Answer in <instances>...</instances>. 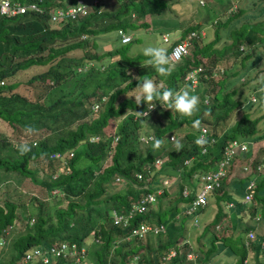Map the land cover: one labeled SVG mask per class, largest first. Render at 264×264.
Segmentation results:
<instances>
[{
    "label": "trees",
    "instance_id": "trees-1",
    "mask_svg": "<svg viewBox=\"0 0 264 264\" xmlns=\"http://www.w3.org/2000/svg\"><path fill=\"white\" fill-rule=\"evenodd\" d=\"M82 1L87 6V16L82 18L80 15L75 20L66 16L53 25L50 24L49 10L58 4L51 0L42 3L46 6L45 13L29 11L20 16L0 15V78L7 80L0 85V96L11 100L8 108L0 107V118L13 127L17 123L34 127L38 122L53 121L81 108L88 114V118L79 121L66 135L57 137L54 143L40 138L26 155H20L16 149L15 157H0V169L15 172L17 181L23 182L27 178V186L31 184L35 188L33 195L38 192L41 198L50 199L44 201L36 196L21 195L16 202L13 194L20 193V190L10 191L11 182L0 186L6 188L0 201V240L9 239L4 253L1 252L4 243H0V264H42L24 263L21 259L25 252L35 247L49 254L55 243L70 244L73 241L86 248V259L82 264H129L135 255L138 264H156L163 253L172 249L176 253L168 260L169 264H183V261L189 264L185 260L189 244L180 245L178 242L186 236L184 220L195 218L196 212H188L186 208L195 196L200 174L212 170L222 159V150L229 140L264 138V130L259 128L264 113L252 116L248 112L254 106V102L248 99L249 93H259L257 78L264 73V0H245L223 19L205 6L209 21L216 22L214 37L208 41L200 31L209 26H202L199 20L190 22L183 30L178 28L182 20L179 9V22L172 20L171 27L166 29L175 25L176 29L169 31L175 38L167 41L164 47L170 53L177 43L186 40L188 44L168 76H161L152 67L142 66V62L148 59L142 53L130 56L129 43L116 42L113 50L102 55L90 50V46L95 49L99 45L96 40L98 32L119 40L117 29L120 27H133L140 32L154 28L156 24L151 25L150 13H160L162 7L165 9L166 0H119L121 3L113 9L95 4L93 0ZM178 2L182 3L184 10L191 5L189 0ZM60 5L66 9L63 2ZM134 13L136 17L132 16ZM190 15L193 16V12ZM163 18L170 20L171 17L165 14ZM83 33L86 34L84 39L81 38ZM77 50L82 51L78 54ZM111 59L115 60L109 63ZM92 62L96 65L94 67L104 71L94 79L88 77L81 81L75 97L59 95L46 102L50 90L68 85L81 68ZM199 64L202 66L201 76L199 82L192 85L184 76L191 67ZM40 66L47 67L39 70ZM216 68L220 70L216 71ZM16 72L20 75H14ZM223 74L226 77L218 79ZM145 76L173 90L190 85L194 88L193 94H202V97L206 94L202 83L207 81L212 91L215 82H220V88L211 97L210 105L205 108L203 104L191 117H182L165 109L159 101L154 100L150 107L146 102L136 105L135 97L129 99L128 91L137 90L140 82L137 77L143 79ZM92 80L96 83L88 91ZM237 81L241 85L231 87ZM246 90L248 96L240 99L242 95L239 93ZM93 102L101 104L98 111L91 110ZM144 110L147 115L140 113ZM256 111L259 110L256 108ZM197 119L213 128L212 135L217 138L216 142H211L210 136L206 138L208 143L204 152V147L195 143L199 131L193 127V121ZM110 126L112 132L107 131ZM182 126L184 132L180 131ZM141 134L162 139L164 144L153 152L151 143L141 142ZM172 134L177 139L182 138L181 151L175 150L170 138ZM93 135H99V139L90 140ZM66 149H72L74 153L64 157L49 156L52 151ZM107 156L111 162L103 165ZM260 156H264V143L259 145L256 153L231 160L220 186L208 193V197L217 202L218 209L202 231V236L212 233L208 247H205V240L195 237L193 242L189 236L195 249L202 251L195 264H220L223 253L232 256V261L225 264H246L248 257L257 264H264V231L263 235L255 233V225H242L240 218L235 219L229 235L218 236L217 231H223V227L215 228L216 224H221V218L229 216L226 209L235 207L236 203L241 207L244 205L252 217L257 212L255 201L258 200L264 212V198L259 197L264 192V172L255 171ZM185 158H190L188 166L183 163ZM155 159H159V163H155ZM244 165L248 170L243 169ZM178 172L183 179L177 184L178 197L163 206L162 199L173 190L165 187L163 180ZM138 173H143V178L148 176V180L138 177ZM116 177L124 180L123 187L118 185L121 179L117 181ZM250 178L257 182L254 200L243 203L240 184L244 188ZM184 185L190 188L187 195L181 193ZM160 188H164L162 195L157 193ZM148 192L155 194L154 199L144 203L150 209L146 213L145 210H136L128 216L132 204L140 202ZM228 195L234 196L231 206H228ZM27 200L29 203L25 206ZM65 200L66 205H61ZM155 202L157 204H153ZM114 210L124 216L117 222L114 221ZM85 212L96 218L91 221L92 228L88 224L91 217L88 216V220L82 218ZM140 219L165 223L166 231L148 234L145 243L140 244L138 236L127 234ZM69 230L82 233L72 236ZM249 230L254 232L253 238L245 235ZM217 254L219 257L214 259ZM56 258L54 264H76L68 255Z\"/></svg>",
    "mask_w": 264,
    "mask_h": 264
},
{
    "label": "rangeland",
    "instance_id": "rangeland-1",
    "mask_svg": "<svg viewBox=\"0 0 264 264\" xmlns=\"http://www.w3.org/2000/svg\"><path fill=\"white\" fill-rule=\"evenodd\" d=\"M100 1H107V0H100ZM178 0H166V8L164 9L162 7V11H160V13H150L151 18V25L153 23H155L156 25L154 26L155 30L152 31V27L146 29V31L148 32L147 34H144L143 30L142 32L137 31V32H133L134 34V38H136V40H134L132 43H129V50L131 51V55H135L140 52V49L144 46L147 45H151V44H156L158 41L160 43L163 44V46H165V44H167V42L163 41L162 37H161V33L166 30L167 28L171 27L170 24L173 22L172 20H178L179 22V18L182 19L179 27L180 30H183V28H185L186 26L190 25L193 22H197L198 20L202 23L201 25L205 27V25L209 26L208 28H203L205 31V40H211L214 37V28L215 23L216 22H212L209 21L210 16L206 14V7H210V9H212V11L218 16L221 15V18H225L227 14L231 13L228 12V9L230 6L234 7L236 6L239 7L240 5L244 4L245 0H204V3L200 4V2L198 0H192L191 5L188 6L187 10H184V8L182 7V3L181 2H177ZM248 1V0H247ZM119 3H121V1L119 2V0H111V1H107L105 2V6L104 8H115L116 6L119 5ZM107 4V6H106ZM155 7L157 6V4H153ZM180 9V11L182 13H180L178 10ZM183 11H186L185 13H183ZM133 12V11H132ZM168 14L171 18L170 20L164 19V15L165 13ZM193 12V16L190 15V13ZM180 13V16H179ZM153 14V15H152ZM133 17H136V13L132 14ZM179 16V18H178ZM191 18V19H189ZM191 20V21H190ZM158 23V24H157ZM159 24H161L162 26H159ZM219 24V23H218ZM212 25V26H211ZM165 26V27H164ZM153 28V29H154ZM176 27L175 25L172 26V28H170V30H175ZM136 30V29H133ZM145 31V30H144ZM110 34H105V33H100L98 34V36H96V39L98 40L100 48H98L99 52H103L104 50H108V46H104V44L106 42H112V37L108 36ZM170 40L174 37L173 34H170ZM175 38V37H174ZM104 46V48L102 47ZM82 50H77V53L80 54ZM74 52V51H73ZM76 52V51H75ZM105 66V65H104ZM262 66V65H261ZM47 66H40V68H38L39 70H44L46 69ZM104 68V67H102ZM220 70L219 68H216V71ZM104 71L94 67L91 64L86 65L85 67L81 68L79 70L78 76L73 78L68 85L66 86H58L52 90H50L47 94V98H46V102L48 101H52L54 99H56L59 95H66L68 97H75L78 93H79V84L81 83V81H85L89 78L94 79L95 77H97L99 75V72ZM106 73V72H105ZM218 74V73H217ZM16 76H19L20 74H15ZM104 77L106 74H103ZM221 76V77H220ZM218 76L220 78L222 77H226V74L220 75ZM224 79V78H223ZM222 81V80H220ZM96 81H89V88H87L88 91H90L93 86L95 85ZM209 84L211 82H208ZM203 88H205V92L209 98V104L211 102V97L213 96L214 92L216 90H218L220 88V82L216 83L214 85V89L212 91H210L207 81L202 83ZM241 84L237 81L235 82L231 87H238ZM39 87V86H37ZM24 88V87H22ZM85 91V88L83 87V89ZM137 90H132V91H128L130 95L134 94ZM201 91H203L201 89ZM242 96H239L240 99L245 96H248V90H246L243 94L240 92L239 93ZM254 94V93H253ZM252 93H249V96H251ZM198 96L200 97V104L199 107L202 106L203 104L205 105V98L206 97H202V94H198ZM256 97L258 99H256V101L254 102V106L249 109L248 112L251 113L252 116H259L262 113H264V96L261 95L260 93L256 94ZM11 98H19V97H11ZM0 99H3V102H0V107H9V103H11L10 98L7 99V97H2L0 96ZM249 99V98H248ZM250 100V99H249ZM198 107V109H199ZM207 106L205 105V108ZM256 108L259 111H256ZM153 115L155 116L154 112H152ZM204 116H208L207 112L204 113ZM88 118V114L81 108L80 110H75L71 115H64L62 117H60L59 119L53 120L52 119H47L44 120L42 122H38L36 126H34L33 128L36 129V134L33 136H27L25 135V128L26 126H23L22 124L17 123L15 127L8 125L6 121H4L2 118H0V157H9V158H13L16 155V147L15 145L17 143H20L22 141L29 143L30 145H34L36 143L37 140H40V138H42L43 140L50 142V143H54L56 138L61 136V135H66L68 133L69 130L73 129L76 127L77 123L79 121H81L82 119H86ZM230 123V122H229ZM29 126V125H28ZM31 126V125H30ZM201 126H205L207 128V132H214V129L211 128L209 125L206 126L205 124H201ZM32 127V126H31ZM259 128H262L264 130V118L263 121L261 123H259ZM182 130H180L181 132L185 131V127L182 126L181 127ZM108 132H112L113 131V127L110 126L109 128H107ZM152 134V133H151ZM116 136V135H115ZM96 138V137H95ZM115 138V137H114ZM171 138V137H170ZM248 142L252 141L250 139H247ZM264 143V138L263 139H259L254 141V143H252L254 145L253 147V153H256L258 150V147L260 144ZM251 144V143H250ZM260 150V148H259ZM248 151V150H247ZM242 157H245V155H240ZM261 160L264 159V156H260ZM111 162V159L109 156H107V159L104 161L103 165H106L108 163ZM62 168H60L59 170H61ZM56 175V173L54 174ZM144 180H148V176L142 178ZM180 179V177H179ZM178 179V181H179ZM27 180V178H26ZM25 179L23 180V182H19L17 181V177H15V172L9 171V170H5V169H0V186H4V184L6 183H13V187H10V191H14V189L20 190V193L18 192H14L13 194V200L18 202L19 198L21 197V195H26V196H36L37 198L41 199V200H50L47 198H41V194L40 193H36L33 195L35 188L32 187L31 184H28L27 186V181ZM26 184H25V182ZM21 183V185H20ZM124 180L121 179L118 182V185H120V187H123ZM21 186V188H20ZM31 188V189H29ZM173 190H171V192L169 193V195L165 196L162 199V203H164L163 206H165L166 203H169L170 200H172L174 197H176L178 195L177 189L178 186L172 187ZM116 189H119L118 186ZM241 189V188H239ZM6 188L4 187V189L0 188V201L2 200V197L4 196V192ZM242 190V189H241ZM261 199L264 198V192L262 191L260 196ZM214 200V198H212V201ZM20 202V201H19ZM29 201L27 200L24 205L28 206ZM37 203V202H36ZM67 201L65 200L61 205H66ZM217 202H211L208 205L204 206L203 209L200 211L201 212V216L202 218H204V222L203 224L199 225L198 227L193 225L194 221L192 220H184V234L187 236L192 237L193 242L195 241V237L196 236H201L199 238H201L202 240H205L208 244V242H210V237L212 236V233L206 234L205 236H202V227L203 225H205L209 220L212 219V217L214 216V214L217 212ZM153 204H157L156 202ZM256 206L258 205V209L255 215H253L251 217V215L249 214V210H247L245 208V206L243 205V207H241L239 205V203H236L235 207H232L230 209H226L228 210V217H223L221 218V226L223 227V231L222 230H218L217 231V235H222V234H230L232 233L231 231V225L235 222V219L240 218V223L242 225H247V226H254L255 225V233H260L263 235V231H264V212H263V207L261 208V203L257 200L255 201ZM60 205V206H61ZM37 207V206H36ZM97 208V207H96ZM36 211V210H34ZM50 211V210H49ZM177 215V214H176ZM88 216H90V214L88 215L87 212L84 213V216H82V218L84 220H88ZM91 218L89 219V226L91 227V221H95L96 218L94 217V215L90 216ZM74 220V219H73ZM72 223V222H71ZM92 228V227H91ZM70 235H75L76 232H73L71 230H69ZM81 231H78V233L76 234H81ZM245 235H248V232L246 231ZM148 239V236H146L145 238L138 240V242L140 244H144L145 241ZM9 240V239H8ZM8 240H6V242L4 243V246L2 247V251L4 253L5 249L8 248ZM196 242L197 245L199 244L198 239L196 238ZM193 244V243H192ZM194 245V244H193ZM200 248V247H199ZM8 253H10V250H8ZM232 261V256L230 257H226L225 259L222 258V260L220 261V264H225L229 263ZM246 264H257L256 260H252L251 258L248 257V260L245 262ZM183 264H187L183 261ZM219 264V263H218Z\"/></svg>",
    "mask_w": 264,
    "mask_h": 264
},
{
    "label": "clouds",
    "instance_id": "clouds-1",
    "mask_svg": "<svg viewBox=\"0 0 264 264\" xmlns=\"http://www.w3.org/2000/svg\"><path fill=\"white\" fill-rule=\"evenodd\" d=\"M52 1H54V3L58 4L59 6H61L60 5L61 2H63L67 6L70 5V4H72V3H75L76 2V0H75V2H73V0L72 1L71 0H52ZM93 1L95 2V4H98V5L102 4V6H103L105 4V2L111 1V0H107L105 2L100 1V0H93ZM191 1L192 0H189L190 3H191ZM198 1L200 2V4L204 3V0H198ZM44 7L46 8V6H44ZM86 8H87L86 5H84V4H78L77 6H74V7H72L70 9V14H72V15H75L76 13L83 14V13L86 12ZM53 9H55V6L52 7L49 10V19H50V11L53 10ZM236 9H237L236 6H234V7L230 6L229 9H228V12L235 11ZM29 11L30 12H36V11L27 10L25 13H27ZM43 13H45V12H43ZM88 13L89 12L85 13L84 15H82V18L85 17V16H87ZM0 15L5 16V17H10V16H6V15L1 14V13H0ZM20 15H22V14H20ZM20 15H16V16H20ZM71 20H75V19H71ZM61 21H59V22H61ZM59 22H52L50 20V24L51 25L56 24V23H59ZM133 29H134L133 27H129L127 29H124V28H121L120 27L119 29H117V34H118L117 36H118V39L119 40H116L115 36L113 37L112 35H108V36H111L112 37V42L111 43L110 42H106L104 44V46H108V48H109L108 50H104L103 52H99L98 51V48H100L101 45H98V47H96L95 49L92 46H90V50L93 51V52H96V54L102 55V54L106 53L107 51L113 50L114 45L116 44V42H120L122 44L132 43L131 42L132 40H136V38L133 37L134 34H135L133 32H137L138 31V30H133ZM169 31H171V30H164L161 33L162 39H163V35L164 34H167L168 35V39L167 40H164L163 39V41H165V42H167V41L170 42V36L169 35H170L171 32H169ZM98 33L100 34L101 32H98ZM200 34L205 35L204 29H201ZM124 35L129 36V39L128 40L127 39L126 40H122L123 37H124ZM96 36H98V34ZM81 38L82 39L86 38V34L83 33L81 35ZM97 42H98V40H97ZM104 46H102V47L104 48ZM140 52L145 57L148 58L146 62H142V66L154 68L161 76H168L174 70V64L176 62V55L177 54L175 52H173L172 54H169L167 48L164 47L163 44L160 43L159 41L156 44H151V45H147V46L142 47L140 49ZM128 53H129L130 56L137 55V54L131 55V51L130 50L128 51ZM115 59H111L109 61V63L111 61L115 60ZM103 61H104V59H103ZM92 63H90V64L93 65V66H96V65H94V63L93 64ZM101 65H104V64H101ZM137 79L140 81L139 84H138V86L136 87L137 91L134 94H132L131 96H129L127 94L128 97H129V99H131L132 97H135V104L136 105H141L143 102H146L147 105H150V104L153 103L154 100H156V101H159L160 104L165 109H171L172 112L175 111V112L179 113L182 117H185V116L186 117H191L198 110V107H199V104H200V97L198 95L193 94L194 93V88L191 87L190 85H187L186 84V85L180 87L178 90H173V89H170V88L165 87L163 85V83L157 84L156 82H154L153 79L148 78L147 76H145L143 79H139L137 77ZM5 81H7L5 78H0V85L5 84ZM257 83L259 84V88H258L259 93L264 94V73H261L258 76ZM253 93H252L251 96H256V93H254V94ZM204 97H206L205 98V105H208L209 104V98H208L207 94H205ZM95 103H98V105H99L97 109H94V104ZM100 105L101 104L99 102H93L90 105L91 110L92 111H98L99 108H100ZM137 112H139V111H137ZM140 113H144V112H140ZM193 127L195 129H197L199 131V133H200V131H202L201 130V127H205V126H201V121L199 119H197V120L193 121ZM24 131H25V135H27V136H33V135L36 134V129L33 128V127H31V126H26V128H25ZM199 133H198V137L195 140V143H196L197 146H199L201 148H203L208 143V141L206 139L208 136L211 137V139H210L211 142H216L217 141V138L212 135V132H210V133L207 132V135L202 132V134L200 136H199ZM97 139H99V135H93L90 138V140H97ZM181 139H177L175 135H173L171 137V140H172V142L174 144V147H175V150L176 151H181L183 149V144L181 143ZM234 139H236V138H234ZM140 140H141L142 143H151V147L153 149V152H155L156 150H159L162 147V145L164 144V141L162 139L155 138L154 136L146 137L143 134L140 135ZM232 140L233 139L229 140L228 143L224 146V148L226 146H228L231 143ZM237 140L243 141V142L247 143V145H248V151L246 153L248 155L250 153L251 154L253 153V147H254V145L252 144V143H254L253 140L250 141V142H248L247 139H242V140L237 139ZM33 146L34 145H30L29 143L24 142V141H22L20 143H17L15 145V147L17 148L19 154L22 155V156L23 155H26L27 153H29L32 150V147ZM73 153L74 152H73L72 149H66L63 152H61V151H52L49 154V156L50 157H64L66 155H72ZM238 156H240V155L234 156L232 158V160L236 159ZM221 158H224V156H223V150H222V157ZM185 160H187V162H185ZM183 163H184V165L188 166L190 164V158H185ZM175 174H177V175H175ZM175 174H173V176H170L172 178H169V177H166L165 178V179L169 180V183H164L165 184L164 185L165 187H167V188H171V187H175V186H178L179 187V185H177V184L179 183V181L181 182V179H179V177L181 178L182 177V174H180V172L175 173ZM178 179H179V181H178ZM185 187H188V186L187 185H184V186L181 187V193H182V190ZM159 190L160 191L159 192L157 191V193L160 194V195H162L163 194V191H164V188L163 189L160 188ZM189 192H190V188H189ZM195 192H196V190H195ZM179 195H180V193H179ZM176 197H178V195ZM230 201L231 200H228V202H230ZM191 202H192V200H191ZM191 202L188 203L189 205L186 204V205H188L187 208H186V210L188 212L190 211L189 209H190ZM211 202H213L212 199L207 196V199H206L205 202H202L201 204H199V206L197 208L191 210L192 212H196L195 213V216H194L195 217L194 219L188 218L189 220L194 221V224L193 225H195V226L198 227L199 225L203 224L204 218H202V216L200 214V210L204 207V205H208ZM149 209H150L149 207H146L145 213ZM176 216H178V215H176ZM141 220L142 219H140L139 221H141ZM143 221L145 223H150L152 225V231L150 232V234H156L157 233V232L154 231L153 228L155 226H158L159 224H163L164 227H165L164 231H162V232H165L166 231V224L165 223H161V222L155 223L156 222L155 220H147V219H143ZM147 221H150V222H147ZM137 224H138V222H137ZM205 225H203L202 231H203V228H204ZM133 227H130V232L127 233L128 236H130V237L133 236L132 235V229H133ZM219 227H221V224L220 223L219 224H216L215 228L218 229ZM202 231H201V233H202ZM147 235L148 234L146 233L140 239L137 238V240H141V239L145 238ZM196 237H200V236H196ZM184 238H188V240L191 242L189 236L186 235ZM5 242H6L5 239L0 240V243H2V244L5 243ZM189 245H191V247L194 249V251L198 252V254L199 253L202 254V251L201 250H196L195 249V247L192 244V242ZM208 246H209V242H208V244L205 245V247H208ZM24 256H25V253H24ZM24 256L21 259L22 262H24L23 261ZM31 262H35V260L34 261H30V262H24V263H31ZM168 262L169 261H167L166 264H169Z\"/></svg>",
    "mask_w": 264,
    "mask_h": 264
},
{
    "label": "built area",
    "instance_id": "built-area-1",
    "mask_svg": "<svg viewBox=\"0 0 264 264\" xmlns=\"http://www.w3.org/2000/svg\"><path fill=\"white\" fill-rule=\"evenodd\" d=\"M43 1L45 0H0V13L6 16H10V17L23 14L27 10L42 13L46 9L44 5H42ZM78 4H84V3L82 0H76L75 3H72L66 6V9L62 8L59 5L55 6V9L50 11V20L52 22H59L63 20V18L66 16H70L71 19H76L80 15H84L85 13L88 12L86 9V12L83 14L81 13H76L75 15L70 14V9L74 6H77ZM126 39L128 40L129 36L124 35L122 40H126ZM163 39L167 40L168 35L164 34ZM187 44L188 42L186 40L183 42L177 43L176 45L172 47V50L170 51L169 54H172L173 52H175L177 54L176 60L179 59L181 54H183V52L186 50ZM201 71H202V66L200 64L193 66L186 72L184 79L186 81H190L192 85H195L199 82ZM250 99L252 101H256V96H251ZM98 106H99L98 103H95L94 109H97ZM143 112H144L142 113L143 115L147 113L146 110H144ZM201 130L202 131H200L199 136L202 134V132L207 135L206 127H201ZM172 136L173 134L170 137ZM205 150L206 148L204 147L202 151L204 152ZM247 150H248L247 143L243 141H239L237 139H233L231 143L223 149L224 158L219 160L216 166L212 168V170L200 174L201 180L197 184L198 186L195 189L196 190L195 197L192 199L189 210H193L197 208L199 204L206 201L208 193L220 186L221 179L227 173L226 166L232 160V158L237 155L248 156V154L246 153ZM185 162H187V160H185ZM155 163H159V159H155ZM255 165H256L255 171L258 170V171L264 172V160L258 161ZM243 169L248 170V166L244 165ZM138 177L143 178V173H138ZM120 179H121L120 177H116L117 181H119ZM163 181L164 183H169V180L167 179H164ZM245 184L246 185L244 186L243 198L241 201L243 203H249L252 200H254V196H255L254 191L257 186V182L255 179L250 178ZM157 191L159 192L160 190L158 189ZM188 193H189V187H185L182 190V194L187 195ZM152 199H154V194L151 192H148L145 196L140 198V202L138 201L132 204L131 206L132 210L128 214V216H132L136 210L138 211L145 210L147 206H145L144 203H147L148 201ZM232 204H233V201L228 202V206H231ZM122 217H124L122 214H119L117 213L116 210H114V221L115 222L122 219ZM30 223H32V220L30 221ZM153 229L155 232H158L160 230L164 231L165 227L163 224H159L158 226H155ZM151 231H152V225L150 223H145L143 220H141V221H138V224L133 227L132 235L134 234L135 236H138V238L140 239L146 233L150 234ZM248 236L253 238L254 232L249 230ZM178 243L180 245H183L184 243L191 244L188 238H184L180 240ZM49 251L52 253L51 257L49 256L50 252H48L49 254H47L45 253V251H41L39 248L35 247L32 250L25 252L23 261L30 262V261L35 260V262H41L42 264H54L57 262V258H56L57 256L68 255L72 259H74L76 264H82L83 261H85L86 259L85 246L84 245L79 246L75 241L71 242L70 244L67 242L55 243L54 246L50 247ZM175 253L176 251L174 249H172L171 251H168V253L166 254L163 253L158 258L157 264H166V262L170 260L175 255ZM136 259H137V255L131 258V260L129 261V264H138ZM198 259H199L198 252L194 251L191 245H189V250L186 252L185 260L188 261L189 264H195ZM207 264H210V263L208 262Z\"/></svg>",
    "mask_w": 264,
    "mask_h": 264
},
{
    "label": "crops",
    "instance_id": "crops-1",
    "mask_svg": "<svg viewBox=\"0 0 264 264\" xmlns=\"http://www.w3.org/2000/svg\"><path fill=\"white\" fill-rule=\"evenodd\" d=\"M51 1H52V0H51ZM164 13H165V12H164ZM165 14H166V13H165ZM166 15H168V14H166ZM159 26H162V25L159 24ZM164 27H165V26H164ZM168 29H169V28H168ZM137 30H138V29H137ZM154 30H155V28H154V29L152 28V31H154ZM143 32H144V34H147V33H148L146 30L143 31ZM262 103H263V102H262ZM180 179L183 181L182 178H180ZM240 187H241V189L243 188V187H242V184H240ZM243 189H244V188H243ZM243 189H242V192H241V193H242V194H241L242 196H241L240 200H242V198H243V192H244ZM232 194H233V193H232ZM233 195H235V194H233ZM229 197H230V198H229ZM228 198H229L231 201H233L234 196H231V195L229 196V195H228ZM231 230H232V225H231ZM227 235H229V234H227ZM220 253H221V252H220ZM222 256H223L222 258L225 259V258L228 256V254H227V253H226V254L223 253ZM229 256H230V255H229ZM229 256H228V257H229ZM217 257H219V254L215 255V256H214V259L217 258Z\"/></svg>",
    "mask_w": 264,
    "mask_h": 264
}]
</instances>
